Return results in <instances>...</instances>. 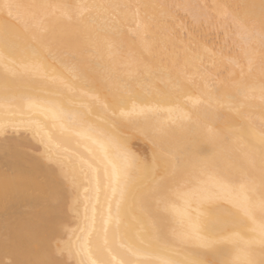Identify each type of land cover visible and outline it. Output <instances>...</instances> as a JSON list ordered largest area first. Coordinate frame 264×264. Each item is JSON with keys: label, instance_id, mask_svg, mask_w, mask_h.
Wrapping results in <instances>:
<instances>
[{"label": "snow or ice", "instance_id": "snow-or-ice-1", "mask_svg": "<svg viewBox=\"0 0 264 264\" xmlns=\"http://www.w3.org/2000/svg\"><path fill=\"white\" fill-rule=\"evenodd\" d=\"M0 9L7 13L0 21V202L8 211L47 191L38 175L47 162L71 187L78 219L74 238L30 234L29 250L38 258L11 264H264V0L235 6L38 0ZM85 17L93 41L109 52L128 21L134 24L127 31L140 54L129 52L137 71L128 83L94 79L92 66L65 43L67 30ZM204 25L223 33L220 48L198 38ZM157 49L168 54L167 64L156 60ZM205 57L212 67L218 57L232 68L226 80L207 71ZM190 64L204 69L202 86L187 72ZM221 89L242 123L224 135L208 128L201 136L193 113ZM256 99L258 117L243 111ZM96 109L103 117L94 116ZM29 134L43 150L19 140ZM10 137L18 142L8 143ZM136 140L151 144V157L132 150ZM222 140L242 142L227 166L216 151ZM47 198L55 233L60 189Z\"/></svg>", "mask_w": 264, "mask_h": 264}, {"label": "bare ground", "instance_id": "bare-ground-1", "mask_svg": "<svg viewBox=\"0 0 264 264\" xmlns=\"http://www.w3.org/2000/svg\"><path fill=\"white\" fill-rule=\"evenodd\" d=\"M38 2V0H0V5L4 3L14 4H29ZM40 2L50 3H97L104 2V0H40ZM125 2L132 3H154L159 0H125ZM168 3H192V4H207L209 6L226 4V5H243L248 3H257L258 0H166ZM15 15V11L13 12ZM5 10L0 9V21L6 17ZM15 23V21H13ZM90 24V17H85L84 24L79 27H71L67 30L63 37L65 43L72 49L78 50L83 56L85 61L92 66L94 73V79L99 80L103 77L109 78L110 84L122 86L128 83L131 79L130 74L137 71V65L134 58L129 56V52H134L137 55L140 54V46L138 41L134 40L127 28L134 27L131 21H128L125 32L122 39H116L114 42L116 48L109 52L106 45L100 42H94L91 37L94 33L88 31V25ZM198 38L203 37V42L207 44L209 48L218 49L221 47L224 41L223 33L218 30H213L207 25L200 27L197 30ZM158 55L156 60L160 57H164V62L167 64L169 56L167 53L161 50H156ZM227 53V49H225ZM181 59V63H182ZM205 65H208L207 71L212 73H219L220 80H226L232 71V68L226 65L218 57L216 58L215 67H212L210 61L205 57ZM187 72L195 78V83L202 86L200 77L204 76V69L196 64H190L187 67ZM175 71V70H174ZM193 95H199V91L195 87H189L188 89ZM105 89L101 88V92ZM204 103L193 113V119L198 121V132L201 136L206 135L208 128L214 129L222 135L227 134L228 130L234 127H238L242 121L237 113L230 109L227 104L228 100L224 94V90L213 93L208 96L205 95ZM260 101L259 99L250 102L249 106H246L243 111L245 113L251 112L254 116L258 117ZM94 116L103 117L102 111L94 110ZM2 115V113H0ZM20 141L25 144L35 145V148L41 150L42 146L37 140L32 139L29 134L28 137H20ZM18 142L16 137H10L8 143L15 145ZM140 143H146L147 148L140 146ZM143 145V144H141ZM69 150H72V145H65ZM132 150L136 153L151 157L152 146L144 140H136L133 142ZM242 150L241 143H232L230 140H222L217 146V155L221 163L225 166L232 163L234 158L238 159L240 151ZM35 151V149H34ZM52 154H55V148L52 149ZM5 157L3 152H0V167H3V161ZM38 175L41 179L47 180V191H37L31 198L30 203L16 202L5 211L2 202H0V264H11L13 261L36 257V252L30 251V245L28 243L29 235H34L42 240H48L52 235L57 238L68 239L74 238V230L78 227V219L71 211V203L73 194L71 187L63 181V178L59 174V169L53 170V168L45 165L38 170ZM60 189V204L59 211L56 213V231H51L53 216L52 211L49 208L48 195ZM83 190L81 189V197L83 198ZM83 207V205H82ZM179 207V204L177 205ZM203 211H213L215 209L207 207L202 209ZM78 234V233H77ZM57 258L61 261L78 260V257L68 256L67 254H58Z\"/></svg>", "mask_w": 264, "mask_h": 264}, {"label": "rangeland", "instance_id": "rangeland-1", "mask_svg": "<svg viewBox=\"0 0 264 264\" xmlns=\"http://www.w3.org/2000/svg\"><path fill=\"white\" fill-rule=\"evenodd\" d=\"M141 144H143V145H141ZM145 144H146V143H140V146H141V147L144 146L143 149H145V148H147V147H146L147 145L145 146Z\"/></svg>", "mask_w": 264, "mask_h": 264}]
</instances>
